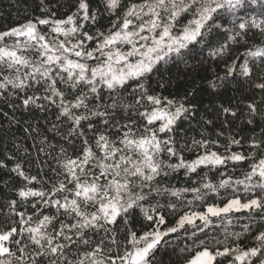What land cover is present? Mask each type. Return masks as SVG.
Masks as SVG:
<instances>
[{
    "label": "snow or ice",
    "instance_id": "6c2138e0",
    "mask_svg": "<svg viewBox=\"0 0 264 264\" xmlns=\"http://www.w3.org/2000/svg\"><path fill=\"white\" fill-rule=\"evenodd\" d=\"M40 2L43 17L0 31V97L15 96L24 108L34 106L44 111L45 105L54 107L56 120L63 118L67 127L62 139L69 144L80 139L81 147L75 157L60 147L56 157L60 171L53 169L57 178L49 189L29 187L38 178L27 175L20 164L12 169L27 181L18 190L21 201L37 199L31 205L35 211L27 219H23L25 212H17L16 200L8 203V214L16 213L22 219L18 225L0 229V264H152L154 251L170 233L187 231L186 225L203 232L212 217L241 210L248 211L250 219L258 217L260 221V230L252 236L250 245L242 244L240 237L252 233L251 224L243 225L240 233L225 229V240L235 238L231 245L212 249L200 240L199 248L181 249L195 252L184 264H219L217 258L226 259L227 264H264V195L245 200L235 196L222 206L207 204L203 211L185 212L165 229L160 228L165 217L157 211L162 206L150 203L164 195L179 199L188 191L201 199L200 188L165 186L163 178L172 172L185 169L187 176L201 166L217 168L229 161L249 159L254 162L243 179L232 180L229 176L220 180L219 187L242 185L246 192L259 189L264 193V139L251 140L252 151L247 155L229 146L221 154L211 149L208 140H193V145L203 151L186 160L175 147L172 134L178 128L177 121L195 106L186 107L185 98L150 94L146 87L150 74L159 70L158 65L176 63L198 45L207 46L205 38L209 34L223 39L210 50L213 58L225 57L233 46L245 49L243 63L238 65L237 58L226 64V76H232L237 68L245 78L257 69L264 71V0H100L96 8L92 0H76L74 11L64 18H57L45 0ZM102 14L109 21L103 30L95 28ZM38 26H46L47 31ZM257 36L259 44L249 46ZM6 38L15 40L9 44ZM248 57L256 61L255 67L250 66ZM130 82L134 100L127 103L125 93ZM209 84L216 87L212 81ZM160 87L164 88V83ZM255 87L264 92V82ZM247 107L248 123L252 124L258 108L254 103ZM121 110L124 123L117 119ZM129 110L140 118L139 123L129 117ZM229 111L224 108L225 113ZM58 127L52 126L53 130ZM231 144L242 141L230 138ZM173 158L175 163L170 162ZM0 166H4L2 161ZM201 187L217 191L211 182ZM41 207L49 211L54 208L55 212L43 214ZM168 207L175 210L176 205L169 203ZM136 208L152 222V227L139 235L127 227L128 217ZM118 218H123L126 231L123 240L114 227L120 223ZM197 220L203 226L197 225Z\"/></svg>",
    "mask_w": 264,
    "mask_h": 264
},
{
    "label": "trees",
    "instance_id": "16d2710c",
    "mask_svg": "<svg viewBox=\"0 0 264 264\" xmlns=\"http://www.w3.org/2000/svg\"><path fill=\"white\" fill-rule=\"evenodd\" d=\"M45 3L57 13V18H64L74 11L76 0H45ZM98 4H100V0H92L93 8H96ZM41 7L40 0H0V31L22 24L28 19L43 17ZM108 23L107 15L102 14L98 18L95 28L106 29ZM225 23L227 24V21ZM38 27L42 31H47L46 26ZM95 28L91 29L92 34L95 33ZM14 40L15 38H6L9 44L13 43ZM205 40L207 46L198 45L191 52H187L182 60L168 65H158L159 70L150 74L146 87L150 94L159 93L161 96L176 100L185 98L186 107L188 105L195 106L190 113L177 121L178 128L172 134L176 141L175 147L186 160L194 159L198 153L203 151V149L193 145V140H208L211 149L221 154L224 153L225 146H229L232 151L243 152L247 155L252 151L249 143L251 140L264 139L262 136V132H264V92L255 87V84L264 82L261 80L264 71L257 69L250 78H245L239 74L237 68L232 76H226L227 63H231L233 59L237 58L238 65L244 62L246 58L243 55L244 47L233 46L231 52L225 57L213 58L209 55L210 50L218 47L219 43H223V39L216 34H209ZM259 42L260 37L257 36L250 40L249 46L259 44ZM26 54L31 55L30 53ZM247 59L250 66L255 67L256 61L251 57ZM209 81H212L216 87H212ZM161 83H164V88L160 87ZM131 89L130 82L125 93L127 103H132L134 100ZM188 93H192V95H188ZM144 103L147 104V101ZM249 103H254L258 108V114L254 117L252 124L248 123L250 111L247 105ZM224 108H228L230 111L225 113ZM140 110L143 111V108ZM233 112L236 113L235 116L232 115ZM56 115L57 110L54 107L49 108L45 105L44 111L34 106L24 108L21 100L15 96L7 97L5 94L0 97V161L4 165L0 166V229H5L12 224L18 225L22 219L16 213L8 214L10 212L8 203L11 200L17 201V212H25L23 219L32 216L35 211L31 205L37 198L29 197L25 203L18 197V190L24 187L27 181L12 171L16 164H20L27 175L37 176L38 181L32 182L28 185L29 187L49 189L51 182L57 178L53 169L60 171L56 163L60 147L63 146L67 149V154L70 157L79 154L80 139H74L73 144L63 140L62 135L67 131V127L62 122L63 118L61 121L56 120ZM124 115L123 110H121L117 117L121 123L125 122ZM128 115L131 119L140 122L138 116H132L131 110H129ZM54 124L59 125L56 130L52 128ZM86 127L85 123V130ZM112 131L115 133L114 129ZM57 132H60V135ZM160 135L163 138L164 134ZM88 136L91 138L92 134L88 133ZM114 138L115 135H113ZM230 138L241 140L242 144L229 145ZM212 141L216 143L211 144ZM182 146L184 147L182 148ZM63 158L61 157V159ZM164 158L167 159L166 154H164ZM255 159H259V153ZM170 162L175 163L176 158ZM253 162L249 159L239 163L229 161L226 165L217 168L201 166L196 173H189L187 176L185 169H179L163 178L162 182L167 187L200 188L201 199H195V194L191 191L182 193L179 199L167 195L155 197L150 203L161 205L162 207H158L157 211L165 217V224L160 225V228L165 229L173 226L179 216L187 211H203L207 204L222 206L235 196L245 200L252 198L253 195H264L259 189L255 190V193L246 192L242 185L219 187L220 180L227 179L229 176L232 180L243 179L244 174L249 170V165ZM221 172L225 174L223 177L220 175ZM205 176L207 177L206 180L204 179ZM205 182L216 185L217 191L203 189L201 185ZM169 203L176 205L175 210L168 207ZM40 212L51 214L55 212V209L49 211L47 208L41 207ZM40 212L36 213L37 217ZM150 214L155 216L151 209ZM128 218L130 223L127 227L136 231L138 235L152 227V222L144 218L139 208L132 211ZM156 218L158 219V216ZM118 220L120 223L114 227L117 230L118 238L123 240L126 235L123 218H118ZM228 220H231L230 224ZM259 223L258 217L252 220L248 211L241 210L238 213L212 217L211 223L204 227L203 232L198 231L193 226L186 225L187 231L181 229L164 238L166 242H162L154 251L152 264H184V261L190 256H194L195 252H182L181 249L186 247L189 249L199 248L200 240H205L207 246L212 249L223 248L225 244L231 245L235 238L230 236L228 240H225V229L228 233H240L245 224H251L253 231L251 234L240 237V242L250 245L252 236L260 230L257 228ZM196 224L203 226L199 220L196 221ZM193 232L196 233L195 236H192ZM100 235L102 236L103 232ZM98 238L94 236V239ZM218 241L220 243H217ZM217 260L219 264H227L226 259L217 258Z\"/></svg>",
    "mask_w": 264,
    "mask_h": 264
}]
</instances>
